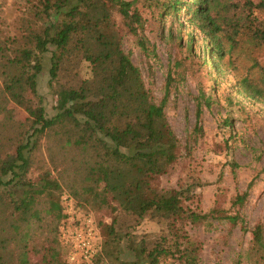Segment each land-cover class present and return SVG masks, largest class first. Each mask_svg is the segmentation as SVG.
<instances>
[{"label": "trees", "instance_id": "1", "mask_svg": "<svg viewBox=\"0 0 264 264\" xmlns=\"http://www.w3.org/2000/svg\"><path fill=\"white\" fill-rule=\"evenodd\" d=\"M26 2L28 14L23 20L27 25L6 39L1 67L29 68V87L36 94L45 54L50 52L49 86L57 113L48 117L42 104L30 109L35 117L33 131L16 148L13 161L0 157V186L14 182L24 191L15 197L14 192L0 189V205L9 214L0 215V264H62L60 250L66 256L64 264H72L64 237L72 225L71 209L77 227L83 221L76 218L80 212L95 219L100 233L99 251L84 264H157L168 256L180 264H200L202 241L186 226L210 215L235 223L239 214L223 210L217 215L216 208L211 214L197 211L191 205L197 196L194 190L161 185V177L180 158L181 143L166 113L172 76L168 74L166 93L156 101L124 46V35L129 33L142 49L148 48L137 1ZM158 8L161 16H176L178 21L179 15L186 14L185 22L198 31L205 45V63H214L218 70L224 69L225 59L232 62L239 32L251 42L264 44V0H160ZM84 63L88 75H83ZM238 85L240 93L264 104V68L259 78L243 76ZM201 113L199 107L197 120ZM50 134L62 140V147L81 154L74 165L75 179L70 176L66 184L52 170L43 172L41 183L27 176L39 138ZM8 173L12 178L3 181ZM248 195L249 190L238 194L233 203L244 204ZM42 196L49 199L45 211L56 212L59 245L45 244L34 260L30 256L34 246L18 233L22 221L41 219ZM109 207L117 212L110 221L94 214ZM120 213L127 219L120 218ZM146 218L161 226L151 242L135 230ZM124 240L131 252L127 258L123 257ZM248 255L255 264H264V223L255 226Z\"/></svg>", "mask_w": 264, "mask_h": 264}, {"label": "rangeland", "instance_id": "2", "mask_svg": "<svg viewBox=\"0 0 264 264\" xmlns=\"http://www.w3.org/2000/svg\"><path fill=\"white\" fill-rule=\"evenodd\" d=\"M135 1L145 21L143 35L148 48L142 49L131 34L125 33V49L141 69L156 101L166 93L168 74L172 76L166 113L180 139L181 154L174 168L161 177V185L194 190L197 196L191 205L197 211L211 214L210 210L216 208L220 211L215 213L217 215L223 210L231 215L239 214L235 223L210 215L200 223L186 226L193 237L202 241L200 264H255L248 252L255 226L264 223V104L240 93L238 80L247 75L253 79L261 76L264 44L251 42L245 33L239 32L232 62L225 59L221 71L214 63H205L208 59L205 45L198 31L185 22L186 14L179 15L178 21L176 16L160 15V0ZM27 14L26 0H0V157L8 162L15 159L16 148L33 131L31 125L35 117L30 109L42 104L48 117L57 113L56 97L49 86L50 52L45 54L36 94L29 87V68L19 64L7 69L1 67L6 39L22 31L27 25L23 20ZM88 73V64L84 63L83 75ZM199 107L202 113L197 120ZM37 143L31 154L28 177L33 176L41 183L39 178L43 172L52 170V175L64 184L70 176L75 179L74 165L81 156L78 150L62 147V140L51 134L41 135ZM11 178L12 174L8 173L3 181ZM12 183L3 184L0 189L10 190L19 197L24 192L23 186ZM246 190L249 195L244 204H234L236 196ZM48 200L44 196L39 199L40 220L22 221L19 228L18 235L23 238L26 235L34 246L32 252L38 250L37 256L30 251L34 260L40 257L45 244L59 245L56 212L45 211ZM72 211L69 218L72 225L67 233L77 227ZM94 211L96 217L104 221H110L117 214L110 207ZM7 214L0 205V215L6 218ZM119 216L127 219L124 213ZM84 217L79 212L76 218ZM160 228L155 220L146 218L135 230L146 234L151 242L157 239ZM122 245L123 257L127 258L131 252L126 240ZM60 253L64 264L65 253L63 250ZM101 263L108 264L107 261ZM157 264L180 263L168 256Z\"/></svg>", "mask_w": 264, "mask_h": 264}, {"label": "built area", "instance_id": "3", "mask_svg": "<svg viewBox=\"0 0 264 264\" xmlns=\"http://www.w3.org/2000/svg\"><path fill=\"white\" fill-rule=\"evenodd\" d=\"M71 251L68 255L72 264H84L92 259L100 249V234L92 216L84 217L79 227L71 233H64Z\"/></svg>", "mask_w": 264, "mask_h": 264}]
</instances>
